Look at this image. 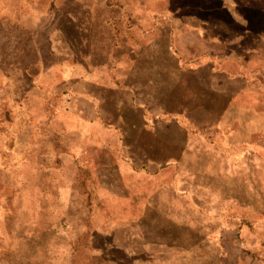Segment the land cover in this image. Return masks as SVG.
I'll return each instance as SVG.
<instances>
[{
	"label": "rangeland",
	"instance_id": "obj_1",
	"mask_svg": "<svg viewBox=\"0 0 264 264\" xmlns=\"http://www.w3.org/2000/svg\"><path fill=\"white\" fill-rule=\"evenodd\" d=\"M83 26L97 37L112 39L115 31L126 62L119 41L132 28L133 49L152 44L148 53L157 57L148 58L163 72H172L161 54L167 42L168 52L175 49L186 61L187 73L205 61L233 75L222 94L234 91L230 104L240 110L221 121L241 124L234 135L249 142L243 155L255 150L245 166L253 167L264 210V0H0V264H218L198 256L219 254L214 234L192 247V229L144 209L137 152L148 145L159 155L167 147L156 148L155 140H116L113 147L106 140L114 148L107 150L104 140H86L98 127L84 124L76 111L84 70L75 48ZM224 41L222 52L218 43ZM187 73L174 89L164 88L166 104L187 112L188 106L225 102ZM184 112L183 126L191 120ZM244 216L250 224L238 235L227 232L225 256L231 258L223 261H244L246 247L258 254L254 264H264V216ZM252 236L262 243L249 242Z\"/></svg>",
	"mask_w": 264,
	"mask_h": 264
},
{
	"label": "crops",
	"instance_id": "obj_2",
	"mask_svg": "<svg viewBox=\"0 0 264 264\" xmlns=\"http://www.w3.org/2000/svg\"><path fill=\"white\" fill-rule=\"evenodd\" d=\"M190 26L203 27L205 30L198 23ZM82 29L83 32L79 31L76 37L75 48L79 64L84 70L79 82L81 90L77 92L81 102L76 111L84 124L98 127L97 131H105L98 138L95 137L97 131H93L86 140H104L101 145L107 150L114 149L116 140H155L156 148L167 147L159 155H153L157 149L154 153L146 149L148 145L137 152L141 166V186L146 194L144 209L156 211L168 218L173 226L192 229V247L207 233L214 234V246L218 248L219 254L207 251L197 255L210 261L219 259L218 264H225L223 260L231 258L225 256L227 232L235 231L238 235L239 229L250 224L245 219L246 212L264 216V210L260 207V190L253 182V167L245 166V162L254 156L255 150L251 147L243 155L245 151L241 147L244 148L249 142H243L234 135L241 124L234 120L223 125L221 121L226 114L239 109L230 104L237 99L234 91L226 90L228 92L222 94L223 88H227L230 81L234 80L233 75L205 61L187 73L184 65L186 61H181L175 49L171 48V52H168L167 42H161L165 46L161 54L165 53L170 59L172 72H163L156 59L148 58L157 57L148 53L152 44H147L142 50L133 49L132 28L129 36L119 41L120 47L126 49V62L117 52L119 36L115 31L111 32L113 37L110 39L107 35H90L89 27L84 29L83 26ZM207 37V40H213ZM124 40L131 42L126 44ZM65 44L71 47L70 41ZM218 45L220 51H226V41ZM259 45L261 47L260 42ZM259 45L257 50L260 49ZM83 48L85 50L82 51ZM194 58L200 60L196 55ZM117 62L119 65L116 68ZM147 65L153 67L154 71H146ZM184 73L191 76L190 79L206 90L210 97L220 93L219 96L225 102L218 106H188L187 112L180 106L166 104L168 96L164 98V93L167 95L164 88L174 89L180 81V75ZM151 100L155 102L148 104ZM183 112L185 118H191L190 121L185 119V126L179 121V115ZM128 130L131 131L128 133ZM214 133L219 135L217 139L212 137ZM106 140L108 143L114 141L113 147L106 144ZM202 228L204 235L200 234ZM240 238L243 239V236ZM202 242L207 243V239ZM249 242L262 243L254 236ZM243 251L250 257L244 258V261L236 258L240 261L236 264H254L252 259L258 256L256 251L246 247Z\"/></svg>",
	"mask_w": 264,
	"mask_h": 264
},
{
	"label": "trees",
	"instance_id": "obj_3",
	"mask_svg": "<svg viewBox=\"0 0 264 264\" xmlns=\"http://www.w3.org/2000/svg\"><path fill=\"white\" fill-rule=\"evenodd\" d=\"M114 252H115V251H113V252H110V253L114 254Z\"/></svg>",
	"mask_w": 264,
	"mask_h": 264
}]
</instances>
